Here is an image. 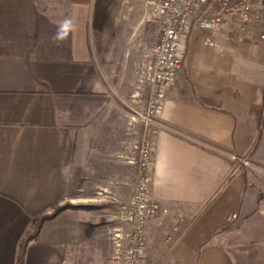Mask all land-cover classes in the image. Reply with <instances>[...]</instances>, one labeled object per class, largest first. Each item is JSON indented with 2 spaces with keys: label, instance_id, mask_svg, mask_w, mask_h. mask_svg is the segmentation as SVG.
<instances>
[{
  "label": "crops",
  "instance_id": "1",
  "mask_svg": "<svg viewBox=\"0 0 264 264\" xmlns=\"http://www.w3.org/2000/svg\"><path fill=\"white\" fill-rule=\"evenodd\" d=\"M66 2L62 38L0 13V264L64 205L23 264H119L110 238L127 227L114 216L136 180L128 120L146 104L137 72L158 25L141 0ZM157 121L148 192L170 214L149 221L142 264H264V44L193 22ZM175 214L186 224L167 244Z\"/></svg>",
  "mask_w": 264,
  "mask_h": 264
},
{
  "label": "built area",
  "instance_id": "2",
  "mask_svg": "<svg viewBox=\"0 0 264 264\" xmlns=\"http://www.w3.org/2000/svg\"><path fill=\"white\" fill-rule=\"evenodd\" d=\"M144 21L158 25L157 41L147 62L138 69L139 86L148 87L146 104L131 108L128 120V163L135 166L136 180L130 201L117 208L114 220L127 227L112 230L110 238L113 257L119 264H142L147 243V225L170 212L150 198L148 184L153 156L154 135L161 113L165 90L173 86L182 73L186 52V36L193 22L204 31L233 28L242 37L264 44V0H141ZM212 15H205L209 7ZM207 46H215L209 37ZM134 103V102H133ZM243 165L247 161L239 160ZM186 224L183 215L175 214L174 224L167 232L165 243H172Z\"/></svg>",
  "mask_w": 264,
  "mask_h": 264
},
{
  "label": "trees",
  "instance_id": "3",
  "mask_svg": "<svg viewBox=\"0 0 264 264\" xmlns=\"http://www.w3.org/2000/svg\"><path fill=\"white\" fill-rule=\"evenodd\" d=\"M2 1V2H1ZM0 2L5 5L8 9H13L17 11L11 12L8 15H5L4 18H10V20H19L20 18L30 16L31 18L37 17L38 19L46 20L47 24L42 28L43 34L50 36V37H57L59 32L60 26L67 21V14H68V4L65 3V0H1ZM61 5V7H58ZM63 11L62 14L51 15L52 13ZM38 32V35L40 34ZM67 32V28L65 32L61 34L63 37ZM230 180L227 179V181ZM71 208L69 205H64L62 207H56L53 209V212L50 215L42 216L36 220V224L34 230L31 234L27 235L20 244V251L17 256L16 264H23L25 249L28 243L35 239L38 232L41 229L42 224L50 219H53L57 213Z\"/></svg>",
  "mask_w": 264,
  "mask_h": 264
},
{
  "label": "rangeland",
  "instance_id": "4",
  "mask_svg": "<svg viewBox=\"0 0 264 264\" xmlns=\"http://www.w3.org/2000/svg\"><path fill=\"white\" fill-rule=\"evenodd\" d=\"M1 1V0H0ZM2 2V1H1ZM0 2V13L1 12H3V9L5 8V5L3 4V3H1ZM58 7H61V5H59ZM54 14H56V12L55 13H52L51 15H54ZM39 22H41V25L42 24H47V21L44 19V20H40L39 19ZM38 24V23H37ZM37 30V29H36ZM14 44L15 45H21L20 44V42H18V41H14ZM22 47V46H21ZM20 50H18V52H20L21 54H23V55H25V53H27V54H29V50H28V48L26 47V46H23L22 48H19ZM9 51V50H8ZM32 54V56L34 55L33 53H31ZM30 55V54H29ZM35 56V55H34ZM245 161V160H244Z\"/></svg>",
  "mask_w": 264,
  "mask_h": 264
},
{
  "label": "clouds",
  "instance_id": "5",
  "mask_svg": "<svg viewBox=\"0 0 264 264\" xmlns=\"http://www.w3.org/2000/svg\"><path fill=\"white\" fill-rule=\"evenodd\" d=\"M70 23V21H64V23L60 26L57 38H62L61 34L65 32L66 28L70 27Z\"/></svg>",
  "mask_w": 264,
  "mask_h": 264
}]
</instances>
